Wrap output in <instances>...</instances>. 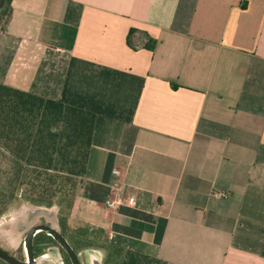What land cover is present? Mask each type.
Wrapping results in <instances>:
<instances>
[{
  "label": "crops",
  "instance_id": "obj_1",
  "mask_svg": "<svg viewBox=\"0 0 264 264\" xmlns=\"http://www.w3.org/2000/svg\"><path fill=\"white\" fill-rule=\"evenodd\" d=\"M0 83L96 115L72 214L111 244L264 264V0H12Z\"/></svg>",
  "mask_w": 264,
  "mask_h": 264
},
{
  "label": "trees",
  "instance_id": "obj_2",
  "mask_svg": "<svg viewBox=\"0 0 264 264\" xmlns=\"http://www.w3.org/2000/svg\"><path fill=\"white\" fill-rule=\"evenodd\" d=\"M11 3L6 0L0 10V26L9 16ZM135 33L131 29L127 38L133 49ZM95 121L91 111L0 83V147L14 160L10 201L19 197L35 206L57 203L66 218L87 173ZM104 231L85 228L76 234L89 240ZM106 249V264H165L111 243Z\"/></svg>",
  "mask_w": 264,
  "mask_h": 264
},
{
  "label": "flooded vegetation",
  "instance_id": "obj_3",
  "mask_svg": "<svg viewBox=\"0 0 264 264\" xmlns=\"http://www.w3.org/2000/svg\"><path fill=\"white\" fill-rule=\"evenodd\" d=\"M0 203L1 200H0ZM76 219L80 218L74 216ZM61 211L26 210L10 213L0 207V264H41L43 259L55 254L61 264H106V256L98 259L85 249L74 230H68ZM64 238L76 254V261L62 246ZM78 239V240H77Z\"/></svg>",
  "mask_w": 264,
  "mask_h": 264
},
{
  "label": "rangeland",
  "instance_id": "obj_4",
  "mask_svg": "<svg viewBox=\"0 0 264 264\" xmlns=\"http://www.w3.org/2000/svg\"><path fill=\"white\" fill-rule=\"evenodd\" d=\"M8 17H6L4 23L0 26V33L3 30L4 25L7 23ZM14 172V160L13 158L7 153L5 149L0 147V200L3 202V199H6L7 202L0 203V207L5 212L15 213V212H22L26 210H49V212L61 211L60 206L56 203L55 205L48 207V206H35L28 202H25L22 198H15L10 201V197L12 194V186L10 183L11 176ZM71 213L65 218L66 225L68 230H74L76 233L82 232L83 229H89L90 232H95L100 230L101 228H96L91 226L88 223H85L83 220L80 221L76 219ZM80 239V240H78ZM78 241L89 243L87 244L88 247L84 248L81 247V252L88 248L90 252H95L96 255H103V257L107 256V246L110 244L109 235L106 231L98 232V234L94 235V238H90L89 240H85L84 238H78ZM41 264H61V260H59L58 256L55 254L49 255Z\"/></svg>",
  "mask_w": 264,
  "mask_h": 264
},
{
  "label": "built area",
  "instance_id": "obj_5",
  "mask_svg": "<svg viewBox=\"0 0 264 264\" xmlns=\"http://www.w3.org/2000/svg\"><path fill=\"white\" fill-rule=\"evenodd\" d=\"M113 175L117 180L111 186V193L105 201V206L108 209H118L121 206H135L137 202V195L128 189L126 184L122 181V174L119 170H114ZM212 196L217 198H227L229 194L226 192H215Z\"/></svg>",
  "mask_w": 264,
  "mask_h": 264
},
{
  "label": "water",
  "instance_id": "obj_6",
  "mask_svg": "<svg viewBox=\"0 0 264 264\" xmlns=\"http://www.w3.org/2000/svg\"><path fill=\"white\" fill-rule=\"evenodd\" d=\"M6 5V0H0V10H2ZM59 242L62 244V246L69 252V254L71 255L72 259L74 260V262H77L76 259V254L72 251V249L70 248V245L69 243L64 239V238H59L57 237ZM91 255H93L94 259L95 258H98V259H102V256L99 254V255H96L95 252H91L90 253Z\"/></svg>",
  "mask_w": 264,
  "mask_h": 264
}]
</instances>
